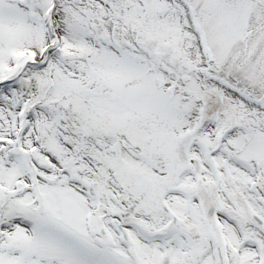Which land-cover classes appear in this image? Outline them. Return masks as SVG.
Returning a JSON list of instances; mask_svg holds the SVG:
<instances>
[{"label": "snow or ice", "instance_id": "snow-or-ice-1", "mask_svg": "<svg viewBox=\"0 0 264 264\" xmlns=\"http://www.w3.org/2000/svg\"><path fill=\"white\" fill-rule=\"evenodd\" d=\"M0 264H264V0H0Z\"/></svg>", "mask_w": 264, "mask_h": 264}]
</instances>
